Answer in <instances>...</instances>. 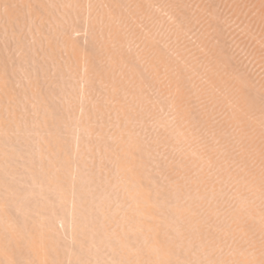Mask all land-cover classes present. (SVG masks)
<instances>
[{
	"label": "bare ground",
	"instance_id": "obj_1",
	"mask_svg": "<svg viewBox=\"0 0 264 264\" xmlns=\"http://www.w3.org/2000/svg\"><path fill=\"white\" fill-rule=\"evenodd\" d=\"M235 1L236 0H0V140L8 136L7 132L9 134L15 129H17L16 131L20 129L25 130V128H23L24 125L22 126L24 122L20 117L27 120H24L25 125L28 121L34 122L32 124L35 125H30L31 128L33 126L35 132L33 138L30 136L31 133L28 134L29 137L32 138H29L31 142L25 141L28 137H25L24 133L23 135L20 133V135L17 132L20 136H17V134L16 137L20 138L22 136L21 139H19L18 145H16L18 138H11V136L14 135H9L10 139L8 138V141L5 139V142H2L5 144L6 141L10 143L9 140H13L11 141V143H13H10L12 146L16 143L13 147L6 149L8 145V147H10V144L7 143L4 150L2 148L3 146L1 147L3 144H0V264H91V262L92 264H94V262L95 264H107L108 262V264H188L189 261H187V259L192 261V258L193 261L198 259L194 262L196 264L204 254L209 256L207 254L208 251L210 252H208L209 254H213L209 257L204 255L202 259L205 262H203V264H211L214 261L215 264H219L220 262L223 264L225 259L228 261L235 248V254L233 253L230 257L231 263L230 261L228 263L264 264V239H255L257 233H264V220L262 219L264 216H262L261 213L263 212L264 214V210H262L264 208V196L260 199L261 193L262 195L264 194V71L262 75H260L261 71L250 69L251 65L253 67V64L249 65V70H252L251 72L244 66L245 61V65H248L249 59L254 56L255 58L253 59L255 60H251V62H258L261 65L259 69H264V32L262 33V30H264V0H252V4L244 0L247 4H255V7L253 6L254 8L251 7L253 10L250 13H248L247 10H251L249 7L251 5H247L242 0L241 2L237 0L239 3ZM245 4L249 9L246 8L247 6ZM250 14L253 17L255 15L252 14H256V18L252 20L249 19ZM261 15L263 16L262 19L260 18ZM30 33H37V35L41 34L38 37L33 34L36 38L31 37L33 38L31 39L27 36H32ZM158 33H167L166 39L169 38V40H166L163 36L160 37V34L158 36ZM184 33H187V35H183ZM193 35L197 36L193 37ZM188 37L192 39L188 41L189 43L196 39V41H194L196 44L194 42V44H187L188 42L185 39ZM197 37H199V40ZM29 39L31 43H29L30 41L28 42ZM181 39H184V41H181ZM171 40L172 43L174 42L173 40H175V44H171ZM236 43H240L242 52L243 49L246 48L245 50L248 51H246L247 55L252 56H249L250 58L248 57L247 59V56H245L246 54H243V57L240 50L241 48H239V44ZM197 44L200 49L199 52H197L198 48H196V51L194 49ZM229 44L232 48H230L231 46ZM233 46H238V52L240 53L231 50L234 48ZM18 50L20 55H17L19 57L15 55V53H18ZM245 50L244 53H246ZM239 54H241V58L246 57V60L241 59ZM236 55L239 56V59ZM240 60H242V62ZM51 65L54 66L56 71L53 72L54 69L52 72L50 71L53 68ZM47 66L48 68H46ZM255 66L256 67L253 69H258L257 65ZM46 69L48 71L47 73L45 72ZM254 71H257V75H255ZM21 72H24L23 75H26V78ZM43 73L44 78H41L40 76H42ZM45 73L48 75L47 81L45 80V78H47ZM49 73L51 75H49ZM53 73H55L56 76L52 77V75H54ZM20 75L22 76L21 79ZM61 76L63 78L59 79ZM27 77L29 79H27ZM55 77L56 79L54 80ZM77 77H81L79 78L81 81L79 80L77 83L72 81L73 83L75 82L74 84L70 82L72 78L76 80ZM23 78L27 81L25 79L26 82L22 81ZM63 83L64 86L61 85ZM66 85L69 87L66 88ZM57 86H62V89L65 87L67 90L64 89V91L66 92L63 93L64 91L60 87L59 88L63 92L59 91L60 89ZM57 91H59L60 94H64L59 100L56 99L59 98L57 97L58 95L60 96ZM155 93L156 96H154ZM77 97H80L81 101H79ZM18 99L19 103L22 102L23 104L21 103L19 105ZM30 102L34 106H30L29 112L28 106L31 105ZM26 103L29 105L26 106ZM22 105L23 108L25 107L23 113L27 116L32 111L34 112L29 115L31 120L29 118L26 119L27 116L23 113V116L21 115V110L19 109L22 108ZM15 108H17L19 112ZM163 108H167L166 110L168 111V115H163L167 119H170L169 117L171 116V120H166L163 115L159 117V114H162L161 111H165ZM26 110L29 113H27ZM146 112L149 116H152V121L156 118V125L159 120L158 125L162 127L161 130L158 125L152 127V125L149 124L151 121H149L150 119L146 120V117H148ZM154 112L157 113L158 117H156ZM149 113H154V116ZM19 115L18 121L17 116ZM217 115L220 118H218ZM97 116L99 119L100 116L104 118H101V122L97 119L99 123L96 122V124L93 125V123H95L93 122L94 118H98ZM143 116H146L145 120L149 121L148 124L151 126L150 130L153 132L159 130V132H155V135L152 132L150 133V126L146 125L147 122L144 120L145 126H143V128L147 127L148 129H145V131L143 129L145 132L143 133L142 128L140 129L142 125L139 124V122L144 119ZM216 117L219 119L217 121L214 120L217 124L213 121ZM103 120L107 123L106 125L104 124V128H102ZM68 121H75L78 125L75 122H73L74 124H69ZM30 122L25 126L26 128L29 126ZM99 124L100 126L102 124V126H98ZM68 125H77L78 129L80 127V131L78 130L75 132L76 135L74 134L77 137L72 135L75 131L74 128L72 130L69 126V129H67ZM95 126L101 129L98 130ZM31 128H29V131L31 130L33 133V129ZM92 128L98 130V138L97 132L92 130ZM103 129L105 130V132L103 131L104 135L102 134ZM68 130L70 134L72 133L71 135L75 138V141L76 138L79 139V133L77 135V132L83 130L85 139L87 140L89 137L87 135L86 138V134H90L92 141L94 139L93 137H95L96 141L94 140V142H96V144H91L89 138L88 140L90 143L88 140L87 142L83 136H81L80 140H77L76 143L74 139L69 138L71 137L69 132L67 133V135L69 134L68 137L65 135V132ZM91 131L93 133L92 135ZM137 131L138 134L136 133ZM13 132L16 134L15 131ZM24 132L27 134V131ZM140 132H142L144 137H142ZM148 133L151 134V137L147 135L149 139L145 136V134ZM201 133L202 136L204 135L203 137L205 140L201 138ZM94 134H96V136H93ZM228 136H236V138H232V141L236 143L237 141L235 140L237 139L240 142L237 143L238 146L236 144L237 147H235L233 143L234 147L237 148L234 152L238 150L240 152L241 149V152H238L237 156L231 154L233 153L230 149L232 141L230 144L229 142L227 143V141L230 140ZM24 137L26 138L25 140L22 139ZM208 137L210 138L207 139ZM199 139L200 144L196 143ZM167 140L172 141H168L169 144L167 143V145L164 143L167 142ZM206 140L210 141L206 142ZM80 142L81 145H78ZM85 142L89 143L88 147L91 145L90 149L93 146L94 148L92 149H96L100 155H97L98 153H96L97 156L95 155V152H97L96 150L93 153V150L89 152V148V151L84 149L86 148L84 145H87ZM73 143H76L79 147H81L83 143L85 144L83 148L81 147V150H78L76 146V150V148H74L75 144L73 145ZM161 143L163 145L165 144L166 147L165 145L163 147ZM225 143L228 144L231 151L226 155L230 156L231 154L232 158L233 156L235 159L237 158V161L240 162L237 163L239 165H237L238 167L234 165L237 162L236 160L233 161L234 158L231 159L227 157L226 159V156H223V159H220V161L223 160L224 164L217 161L219 158L215 159L219 152L221 157L222 154L225 153H222V150L225 151ZM201 144L204 145L202 146ZM157 145L162 146L161 151H163V154L165 148V151L168 150V146H170L169 148H171V150L176 148V151L172 150L171 152L169 149V153L166 151L165 153L167 154L165 155L169 154L167 158H169L170 155L172 158L167 160L164 155L166 159L162 158V161H160V159L156 158H159L161 155L159 154V156L157 154L158 157L154 155V152L157 151L156 149H161V147ZM178 145L180 147L182 146V148L178 147ZM219 146H224V148L221 149ZM239 146L242 148L238 149ZM154 147L157 148L154 149ZM149 148H152L150 151L154 149V151L151 152L152 154L150 153L151 159L148 158ZM180 149L183 150L182 153ZM75 150L81 152L83 150L87 151L85 153L84 151L80 153L83 154L86 159L80 157L81 161H77L76 156L78 157L80 154L78 155V152ZM177 150L178 153L180 151L179 154L183 155L178 156L177 154V156H175L177 160H175L174 155H176ZM158 151L157 153H159ZM88 153L91 154L87 155ZM173 153L175 154L172 155ZM84 154H86L87 157ZM92 155L96 158L94 159L95 161L93 160L97 165L96 168H98L99 165L101 167L99 168L100 173L103 170L102 167L104 168L102 163H106H104L106 166L101 174L98 172V169L97 172L99 175H102V177H98V179H96L97 177L95 176L98 173L95 174L97 169L95 168L96 170H94L95 164L92 161ZM220 155L217 157H220ZM88 156L92 157L89 159L91 161L88 160ZM98 156L102 157V159L99 158V165L97 164ZM152 157H154V159ZM83 159L85 160L83 162L87 160L89 164L90 162L93 164L90 166L86 162L89 169L94 166L90 170L93 169L92 174L95 178L93 176L91 177V173L87 172L88 166L86 164L84 166L82 162ZM225 159L229 163L235 162L231 164L234 165V167H232L236 173H233V170H231L232 167L229 168L230 164ZM148 160L154 163L156 161V163L154 164ZM165 160L168 161V164ZM14 161L17 162L13 163ZM157 161L166 164L162 166L161 164L159 165ZM169 161L172 164H170ZM203 162L204 164L206 163L207 166L211 165L207 167L205 164L208 170L206 167V169L204 168ZM217 162L219 164L221 163L220 165L218 164V166L222 167L223 165V167L216 166ZM256 162H258V164ZM76 163H81L82 167L87 166V168H81V166H78L80 164H78L77 167H79V170L75 167ZM149 163H151V165ZM209 163H215L216 165ZM226 163L228 167L225 165ZM255 163L261 168L256 167L253 169L256 166ZM253 164H255V166ZM195 165L197 166L195 167ZM242 165L244 166L243 169L245 168L246 170L250 169L248 167H254L252 170L246 171L245 169L242 170V167H240ZM147 166L152 169L154 167V171H162V174L159 175L162 178L156 177L160 172L154 174V172H151L152 169L149 170V168L146 170L148 168ZM156 166L158 168H156ZM159 166H167V168H170L166 170L167 168L164 167V169H161L162 167L160 168ZM212 166L217 167V169H223L221 173L224 174L225 178L229 179L228 182L230 181V184L233 183L234 185L232 184L233 186H231L226 181L219 169V171L217 170L219 174L213 173L216 171V168ZM235 167L238 168V171ZM82 169L84 171H81ZM85 169L87 170L85 171ZM106 169L107 172L105 171ZM197 169L201 170L200 173H198L199 171ZM163 170L166 171V173H164L165 177L168 175L167 179L169 180L167 181L164 177ZM188 170L190 172L193 170L191 175L196 174L197 176L200 174V177L203 176V180L199 175L198 177L194 175L192 178ZM147 171L148 173L150 172L149 174L153 173L152 175L155 176H148ZM230 171L231 173H229ZM80 172H87L88 175L86 176L87 173H81L82 175L85 174L82 176ZM224 172L229 176L232 175L231 178L234 177V181L236 179L239 180L240 184H238L239 181L235 184L237 180L231 182L232 180H230L227 175L225 176ZM104 173L105 175L103 176ZM9 174L14 175V177L13 175L10 177H13L15 182V177H18L16 175H19L20 178L18 177V181L21 182L20 180L22 179V182H25L24 184L28 185V187L26 186L27 188L24 189L23 187H25V185L19 187L21 188V192H19L20 189L17 188V186L13 188L15 187L14 181L11 182L12 180H9L10 177L8 178L9 182H7V176H9ZM178 174H183L186 180H190L189 185L187 183L188 181H186L182 175H179L183 181L181 182V179L178 178ZM187 174L191 178H188L189 176ZM169 175L173 177L172 183L175 182L174 185H170L172 184L170 183L172 177H169ZM204 175H207V177L213 175V178H205L206 176L204 177ZM87 177H91L95 181L99 180V182L104 184L101 183L99 186L105 187H102V189H104L103 191L101 186H96L98 181L95 183L96 185L91 184L99 189L95 187L97 189L96 192H94L95 190H90L91 193L87 191L89 195L87 194L86 197L84 196L85 199H82L84 197L80 195H85L87 193H84L85 186L88 185H86V183L92 181ZM153 177H156V180ZM163 177L166 181L164 183L163 180L164 187L162 186ZM219 178L223 181L219 182ZM152 179L153 181H151ZM191 179L197 181V183L195 182L196 186L194 180L191 181ZM204 179L210 182L208 183ZM215 179H218V181ZM154 180L156 182H154ZM159 180L161 183H158ZM10 182L11 184L13 183L12 186ZM19 182H16V185L23 184ZM202 182L205 184L207 182L208 185L213 182V186L209 185L205 187ZM217 182L222 184L225 182L228 183L227 185L231 186L232 192L234 193L231 192L228 186L232 194L229 193L227 196L230 197V195L233 196L234 194L235 196H233V199H235L236 195L240 192L237 191L239 189L241 190V188H235L234 191L233 187L235 185V187L242 185V189L246 192H243L244 196L241 193L235 200L237 202L242 199L246 202L240 200L242 202L240 207V204L237 205L240 202L235 204V201H233L231 197L233 202L231 203L230 198L227 196H225V198L221 195L226 191L223 190L222 185L218 183L215 189L214 183L217 184ZM183 183H186L184 184L186 190L191 189L194 193H190V191L186 194L188 191L181 190L184 188ZM200 183H202L205 189L208 187L207 191L209 190L210 192H208L212 194V196H209V193V195H207V191ZM178 184H182L183 186H181L183 188L178 186ZM175 185L176 187H181L180 190H178V187L176 189ZM186 185H188V187ZM92 186L89 187L93 190ZM158 186L159 188L161 186L166 188L162 189L163 191H159ZM244 186L251 187L252 190L248 187H245V189ZM199 187L202 188L201 191ZM211 187L213 190H216V194L218 195L220 193L219 191L222 189L223 192H221L220 195L222 198H228V203L224 201V198L222 199L221 196L218 195L217 196L220 198L215 196L218 198V200H215L216 198L213 195L216 194H213L215 192L212 191ZM218 187L220 190L217 189ZM88 188H86V190ZM196 188H198L197 191ZM12 189H14V192ZM22 189H29V193L26 191L23 192ZM247 189L249 190V194L247 193ZM98 190H102L103 192L101 191L100 193ZM30 191L34 193L32 196L33 200L35 196L38 195L34 201L30 199L32 195V193L29 195ZM97 191L100 195L102 194L100 199L105 196L102 200L103 202L101 201L102 203L100 199L96 201L92 196L95 195ZM177 191L181 193H183V191L186 192L183 194L179 192V194ZM202 191L205 192L203 193ZM252 191L255 192V194ZM159 192H163L164 196L163 193L160 195ZM226 192L224 194H226ZM250 192H252V195ZM17 193H19L20 196L25 194L22 198L29 195L30 198H28L32 201H28V198L25 197L27 200L24 198V202ZM205 193L206 196L204 195ZM13 194L15 196L17 194L18 196L16 197L20 198L17 199V203L15 202L17 200H13L16 199L12 196ZM99 194L96 195L100 196ZM247 194L249 196H247ZM253 194L256 197L258 195L259 197L257 198L260 199L259 201L263 202L258 203V199H256ZM96 195L94 197H97ZM181 195L188 196L182 197ZM200 195L206 198L208 204L206 201L202 200L203 198H201V200L204 204H201ZM245 195L248 197L247 199L251 197V199H253L252 202H250V199L249 203L247 199H245ZM192 196L194 198H192ZM195 196L199 198H196L198 201L197 204H195L196 202L193 204ZM207 196L211 197L210 200ZM252 196L254 197L252 198ZM213 197L215 199H213ZM89 198L95 200H89ZM189 198L193 201L192 203H190L191 201H189ZM185 199L186 201H184ZM19 200L22 201L21 203H26V201H28V204L30 202L28 205L31 207L33 206V208L27 207L26 204L22 205ZM88 200L93 201L94 205L98 201L100 203L98 202L99 204H96L97 206H93V204L91 206V202L89 205ZM208 200L211 202L209 203ZM212 200L214 203H212ZM222 200L226 204H223L224 202ZM83 201H86V203ZM216 201H218V203ZM185 202H187L188 205ZM215 202L217 205L220 203L218 206L222 204V207L218 208L213 206L216 204ZM18 203H20L19 206L16 205ZM189 203L192 205H189ZM252 203H254V207L255 205L257 206V203L260 206L261 204L263 205L261 207H259V205L257 206L260 209L255 207V209H257L255 212ZM234 204L236 209L232 207ZM225 205H229V207H225ZM20 206H24L25 212H27L25 213L24 208H20ZM223 206L227 208V211L229 208H233V211L232 209L228 211V213H231V218L227 217L229 216L228 213L226 215L222 214L223 211L224 213L226 212ZM237 206L239 207L237 208ZM193 207L196 209L199 208L200 210L198 209L197 211ZM206 207H208L209 210ZM11 208L20 209V212L18 211L19 214L18 212H13L15 210L12 211ZM28 208L30 212L26 210ZM204 208L208 211H204ZM212 208L214 209L213 211L221 210L211 213L213 212ZM21 209H23V211ZM193 209L196 211L193 212ZM91 210H94V213ZM201 210H203L204 213L201 212ZM22 212H24L25 215L22 214ZM197 212L202 213V215L199 213L200 217L204 215L203 218H205V220L199 218V216L198 218L205 227H208L207 229H204L203 225L199 226L201 223L198 222L199 219L197 220ZM211 214L216 216V218L214 216L211 218ZM193 216H196L195 220ZM223 216H226L230 221H227L225 218L223 219ZM217 217L219 219H217ZM220 217L223 221H221ZM210 218L212 220L211 222ZM117 219L118 221H116ZM213 219H216V221ZM204 221H206V224ZM217 221H220L221 224ZM225 221L227 222L225 223ZM195 222L198 225L197 227ZM210 223H215V225ZM216 224L220 227V229L216 227L217 230L219 229V232L214 228ZM223 224L229 227L226 228ZM256 224H258V227ZM260 224L261 227H263L262 229ZM220 225L224 227L225 231H223ZM194 227L196 228L193 230ZM200 227L203 228V231ZM209 227H213L212 230H214V232L211 231ZM208 229L211 233H209ZM215 230L218 232L217 235L221 234L223 237L225 236V238L219 235L215 236ZM212 232L214 233L213 236ZM222 232H225V235H223ZM239 233L240 236L243 237V240L247 241L251 240L250 238L253 233L254 238L252 239H255V241L251 240V242H255L256 244L254 243L253 245L251 242L250 244L247 241L246 243L240 239V236H237ZM176 234H178L179 237H177ZM226 234L229 236L231 235L232 238L236 240H232L230 236L229 243L232 240L235 244L233 242V245H228V243L226 244V242H224L229 239L226 237ZM235 236L237 237L235 238ZM259 236L257 235L258 238ZM263 236L264 235H261L260 238ZM173 237H177V240L175 238L176 241H174ZM178 238L181 245L184 243L186 244V246L185 244L181 246V251L186 247L185 250L188 253V255H185L186 251H183L184 254H182L183 256L185 255L184 258H182V254L179 252L180 248L177 247V244L180 246ZM218 238L220 240H217ZM190 239L194 241L191 243ZM195 239L197 241H195ZM210 239H212L211 242L209 241ZM213 240H216L214 241V243H216L214 246ZM207 241L213 244L210 245ZM237 241L238 243L240 241V245ZM242 242L247 245L244 247V245L241 244ZM195 243L199 245L200 249H196L198 247L192 248L196 246ZM204 243L206 245H204ZM224 243L227 246H224ZM219 244L222 247L224 246V251H227L226 249L229 248L228 246L231 248L234 247L232 251L231 248L230 251H227L230 256H228L226 252L225 254L221 252L222 247L217 246ZM189 245L193 253L189 250L190 248L187 250ZM235 245L237 247H235ZM250 245L252 247L256 246L254 248L257 250H254ZM207 246H213L211 247L212 251H210V248L208 249ZM217 247L220 248L217 249ZM249 247L252 248V251L248 249ZM202 248L205 250H201ZM213 248H215V250ZM103 249L106 250L108 254H105ZM206 249H208V251ZM216 249H221L219 251V253H221L220 255H218V252L216 253L218 256L223 258V255L226 256L227 254L228 258L226 256L222 261V258L214 254L217 251ZM99 250L101 253H104V255L100 254ZM194 250H201L203 253L199 252L200 255L202 254L201 256L197 255L199 253H195V257L198 256L195 259L193 255L196 251ZM204 251L207 252L205 253ZM178 252L181 254H179L180 256ZM96 255L97 257L100 255V261L99 258L97 259ZM107 255L110 257V261H108L109 258H107ZM190 255H192V258ZM103 256L104 259H107L104 260ZM176 256L179 258L177 257V259ZM187 256L190 257L186 258ZM212 256H217L218 258ZM210 257H212L214 261ZM181 258L183 262L180 261ZM96 259L98 261H96ZM207 260L210 262L207 263ZM102 261L105 263H102ZM194 263L191 262V264ZM201 263L200 261V263L197 264Z\"/></svg>",
	"mask_w": 264,
	"mask_h": 264
},
{
	"label": "rangeland",
	"instance_id": "obj_2",
	"mask_svg": "<svg viewBox=\"0 0 264 264\" xmlns=\"http://www.w3.org/2000/svg\"><path fill=\"white\" fill-rule=\"evenodd\" d=\"M238 1L241 2V0H238ZM238 1L236 0L235 2H238ZM242 1H244V0H242ZM247 1L251 2L252 0H247ZM235 2H234V3H235ZM244 2L246 3V1H244ZM238 3H239V2H238ZM236 4H237V3H236ZM236 4H235V5H236ZM246 4H247V3H246ZM246 4H245V5H246ZM251 4H252V2H251ZM251 4L248 3L247 5H251ZM253 4H254V3H253ZM247 5H246V6H247ZM254 5H255V4H254ZM254 5H251V6H249V7L251 8V7H253ZM220 7L222 8L221 5H220ZM254 7H255V6H254ZM254 7H253V8H254ZM246 8L249 9L248 6H247ZM219 9H220V8H219ZM223 9H224V8H223ZM249 10H250V9H249ZM249 10H247L248 13H250L253 9L251 8V10H250V11H249ZM232 13H233V12H232ZM246 13H247V12H246ZM233 14H234V13H233ZM256 14H257V13H256ZM256 14H252V15H255L254 17L251 16V14H250V18H249V19L252 20V19L256 18ZM259 14H261V13H259ZM246 15H247V14H246ZM263 16H264V13H263ZM263 16L261 15L260 18L262 19ZM247 17H249V16H247ZM257 17H258V14H257ZM258 18H259V17H258ZM261 19H260V20H261ZM263 22H264V21H263ZM263 25H264V23H263ZM263 29H264V28H263ZM259 32H261V31H259ZM263 32H264V30H262V33H263ZM193 33H194V32H193ZM193 33H191V34H193ZM28 34H29V33H28ZM31 34H32V36H29V35H27V36L31 38V37H34L33 34H35V36L38 37V36H40L41 33H40L39 35H37V33H30V35H31ZM44 34H45V33H44ZM155 34H156V33H155ZM159 34H160V37L163 36V38H165V39L167 38V37H166L167 33H165V34H164V33H158V36H159ZM191 34H190V36H191ZM195 34H196V33H195ZM198 34H199V33H198ZM240 34H241V33H240ZM242 34H243V33H242ZM164 35H165V36H164ZM183 35H187V33H186V34L184 33ZM188 35H189V33H188ZM200 35H201V34H200ZM42 36H43V34H42ZM136 36H137V35H136ZM196 36H197V35H196ZM196 36L193 35V37H196ZM240 36H241V35H240ZM28 37H27V38H28ZM36 37H34V38H36ZM186 37H187V36H186ZM186 37H184V38H186ZM199 37H200V36H199ZM199 37H197L198 40H199ZM181 38H182V36H181ZM31 39H33V38H31ZM136 39H137V38H136ZM194 39H195V38H194ZM166 40H169V38L166 39ZM182 40L184 41V39H181V41H182ZM185 40H187V42H188V41H190V40H192V39H190V37H188V38L185 39ZM29 41H30V39L28 40V42H29ZM32 41H33V40H32ZM173 41L175 42V40H173ZM194 41H196V39H195ZM194 41H193V42H194ZM174 42H173V43H174ZM185 42H186V41H185ZM187 42H186V43H187ZM193 42H191V43L188 42L187 44H192ZM29 43H31V41H30ZM173 43H172V40H171V44H173ZM194 43H195V42H194ZM194 43H193V44H194ZM174 44H175V43H174ZM195 44H196V43H195ZM230 44H231V43H230ZM230 44H229V45H230ZM233 44H235V43H233ZM233 44H232V45H233ZM236 44H239V46H240V43H236ZM176 45H177V44H176ZM241 45H242V44H241ZM193 46H194V45H193ZM230 46H231V45H230ZM234 46H235V45H234ZM234 46H233V47H234ZM237 47H238V46L234 47V48L231 49V50H233V51H237V52H238V48H237ZM243 47H244V46H243ZM192 48H193V47H192ZM196 48H198V44L195 45V47H194L195 51H196ZM230 48H232V46H231ZM235 48H237V49L234 50ZM239 48H241L240 50H241V54H242L243 57H244L245 54H246L245 56H247V59H248L249 56H252V55H247V52H248V51L245 50L246 48L243 49V52H242V47L240 46ZM244 50H245V52H246V51H247V52L244 53ZM195 51H194V52H195ZM199 51H200V49L198 48V51H197V52H199ZM237 52H235V53H237ZM238 53H240V52H238ZM249 53H250V52H249ZM17 54H19V50H18V53H15V55H17ZM241 54H239L240 58H241ZM243 54H244V55H243ZM250 54H251V53H250ZM19 55H20V54H19ZM17 56H18V55H17ZM17 56H16V57H17ZM236 56H237V55H236ZM239 56H237L238 59H239ZM18 57H19V56H18ZM243 57H242L241 59H245V58H246V57H245V58H243ZM249 58H250V57H249ZM253 58H255V57L253 56V57H251V58L249 59L250 61L247 63L248 65H245V64H246V61H245L246 59L243 60V61H245V64H244V62H243L244 66L249 70V67H250L249 65H250V64H253V67H252V65H251V68H250V69H252V70H258L259 72L261 71V72H260V75H262L264 69H263V70H261L262 68L259 69V66H261V65H260L258 62L255 61V62H256V63H255V62L253 61L254 63H252L251 60H255V59H253ZM240 61L242 62V60H240ZM257 61H258V59H257ZM250 62H251V63H250ZM263 63H264V62H263ZM254 64L257 65L258 69H253V68L256 67ZM51 66H53V65H51ZM247 66H248V67H247ZM46 68H48V66H47ZM51 68H52V67H51ZM51 68H50V69H51ZM53 69H54V66H53V68H52L50 71L52 72ZM48 70H49V69H48ZM252 70H251V71H252ZM50 71H49V72H50ZM54 71H56V70L54 69L53 72H54ZM249 71H250V70H249ZM251 71H250V72H251ZM18 72H20V71H18ZM45 72H46V73L48 72L47 69L45 70ZM51 72H50V73H51ZM254 72H255V75H257V74H256L257 71H254ZM254 72H253V73H254ZM259 72H258V75H259ZM21 73H22V72H21ZM21 73H20V74H21ZM23 73H24V72H23ZM23 73H22V75H23ZM46 73H45V75H46ZM50 73H49V75L52 74V73H51V74H50ZM55 73H56V72H55ZM55 73H53L54 75H52V77L56 76ZM17 74H18V73H17ZM26 74H27V73H26ZM263 74H264V73H263ZM27 75H28V74H27ZM43 75H44V73H43L42 76H40V77H41V78H44ZM260 75H259V76H260ZM23 76L26 78V75H23ZM47 76H48V75H46V77H47ZM18 77H19V76H18ZM21 77H22V76L20 75V79H21ZM28 77H29V75H28ZM28 77H27V79L30 78V77H29V78H28ZM52 77H51V78H52ZM25 78H23L22 81H25V80H26ZM62 78H63V77L61 76V78H59V79H62ZM79 78H81V77H79ZM79 78L77 77V79H76L77 81H76V80H73V78H72V80L70 79L71 81H70V80H69V81H70L71 83H73L72 81H75V82L77 83V82L80 80ZM24 79H25V80H24ZM49 79H50V77H49ZM55 79H56V77L54 78V80H55ZM38 80H41V79H38ZM42 80H43V79H42ZM45 80L47 81V80H48V77L45 78ZM26 81H27V80H26ZM26 81H25V82H26ZM28 81H29V80H28ZM57 81H58V80H57ZM66 81H67V80H66ZM80 81H81V80H80ZM43 82H44V81H43ZM75 82H74V83H75ZM61 83H62V82H61ZM64 83H65V81H64ZM64 83L61 84V85L64 86ZM66 83H67V82H66ZM71 83H70V84H71ZM74 83H73V84H74ZM55 84H56V83H55ZM67 84H68V83H67ZM57 87H58V86H57ZM59 87L61 88L62 86H59ZM59 87H58V88H59ZM65 87L67 88V87H69V86L66 85ZM65 87H64V89L67 90ZM58 88H57V89H58ZM60 88H59V89H60ZM62 88H63V87H62ZM62 88H61V89H62ZM55 89H56V88H55ZM61 89H60L59 91H61ZM64 89H62V90L64 91ZM55 91H56V90H55ZM59 91H57V92H59ZM63 91H61V92H63ZM65 92H66V91H64L63 93H65ZM57 94H58V93H57ZM59 94H60V92H59ZM62 95H64V94L61 93L60 96H59V95L57 96V97H59V98H56V99L59 100L60 97H63ZM152 96H153V95H152ZM154 96H156V93H155ZM21 98H22V97H21ZM77 98H79V101H81L80 97H77ZM23 100H25V99H23ZM23 100H22V101H23ZM31 100H32V99H31ZM31 100H30V101H31ZM58 100H55V101L59 102ZM77 100H78V99H77ZM17 101H18V103H19V99H18ZM17 101H16V102H17ZM32 101H33V100H32ZM32 101H31V102H32ZM60 101H62V100H60ZM20 102H21V101H20ZM23 102H24V101H23ZM31 102H30V104H31ZM33 102H35V101H33ZM155 102H157V101H155ZM21 103H22V102H21ZM21 103H19V105H20ZM24 103H25V102H24ZM28 103H29V102H28ZM28 103H26V106L29 105ZM15 104H17V103H15ZM15 104H14V105H15ZM22 104H23V103H22ZM17 106H18V105H17ZM30 106H34V105L31 104V105L28 106V108H29L28 111H29V112H30ZM21 107L23 108V105H22ZM21 107H20V108H21ZM18 108H19V107H18ZM22 108L19 109V110H21V115L23 116V114H25V113H23L25 107H24L23 109H22ZM28 108H26V109H28ZM15 109L17 110V108H15ZM157 109H159V108H157ZM160 109H161V108H160ZM163 109H165L166 112H165V111H161L162 114H161V115L159 114V117L162 116L163 114H164V115H168V111L166 110L167 108H163ZM19 110H17V111L19 112ZM32 110H33V107H32ZM32 110H31V111H32ZM28 111L26 110L27 113H29ZM32 112H33V111H32ZM32 112H31V113H32ZM148 112H149V111H148ZM156 112L158 113L157 110H156ZM156 112H154V113L156 114V117H158ZM159 112H160V111H159ZM22 113H23V114H22ZM31 113H29V115H31ZM33 113H34V112H33ZM154 113H152V114L149 113V114L154 116ZM165 113H166V114H165ZM19 114H20V113H19ZM146 114H147V112H146ZM17 115H18V114H17ZM25 115H26V114H25ZM29 115H28V116L26 115L27 117L25 116L26 119L29 118ZM32 115H33V114H32ZM164 115H163V116H164ZM169 115H170V114H169ZM98 116H99V115H98ZM98 116H97V117H98ZM147 116H148V117L145 116V117H146V120H147V119H150L149 121H151V123H150L149 121H146V120H145V117L143 116L144 119L141 118L143 121L141 120V122H139V124L142 125V127L140 126V129L142 128V131H143V129H144V131H145V129H148L147 127H144V128H143V126H145V124H144V120L147 122L146 125H149V124H150V125H152V127H154V126L156 125V124H155V123H156V118L154 117L155 120H154V118H153V120L155 121V122H154V121L151 120V119H152V116H149L148 114H147ZM214 116H216V115H214ZM217 116H218V115H217ZM17 117H18L17 119H18V121H19V117H20V115L17 116ZM149 117H151V118H149ZM164 117H165V116H164ZM167 117H169V116H167ZM20 118H21V119L23 120V122H24V124H22V126L24 125L23 128H25V130H24V129H22V130L20 129V130H19L20 132H19V131H16L17 129L13 130V131L16 132V134H15L13 131L10 132V133H12V134H10V133L8 134V132H7V135H8V136H9V135H10V136H11V135H14V136H11V138H12V137L18 138L17 144L14 143V144H16V145H18L19 139H21V137H22V136H21L20 138H19V137H16V135H17L18 133H19V134L22 133V135H23V133H24V136H25V137H28L27 139L31 138V137H29L28 134L31 133L32 135L30 134V136H32V138H33V135L35 134L34 129H33V126H35V125L32 124V123H34V122H32V121H31V122H30V121L27 122V124L30 122V124H29V126H27V128H28V127L31 128L30 125H33L32 128H31V129H33V133H32L31 130L29 131V128L27 129V128L25 127V126L27 125V124L25 125V121H27V120L23 119V117H20ZM30 118H31V117H30ZM30 118H29V119H30ZM101 118L103 119L104 117H101V116H100V119H99V117H98V118L95 117V118H94V121H93V122H95V123H93V125L96 124L97 119L100 120L99 122H101V121H102ZM165 118H166V117H165ZM165 118H164V119H165ZM169 118H170V119H167V118H166V120H171V116H170ZM218 118H220V117L218 116ZM218 118H217V117H216V119L214 118L213 121H214V120H215V121L219 120ZM24 120H25V121H24ZM30 120H31V119H30ZM157 120H158V119H157ZM104 121H105V120H103V122H102V124H103V127H102V128L105 127L104 124H105V125L107 124V123H105ZM215 121H214V122H215ZM73 122H75V121H73ZM73 122H72V121H70V122L68 121L69 124H71V123H73ZM99 122H97V123H99ZM142 122H143V123H142ZM148 122H149V124H148ZM157 122H158V124H159V120H158ZM20 123H21V121H20ZM75 123H76V122H75ZM141 123H142V124H141ZM215 123L217 124V122H215ZM73 124H74V123H73ZM76 124H77V123H76ZM102 124H101V126H102ZM139 124H137V125H139ZM153 124H154V125H153ZM158 124H157V125H158ZM77 125H78V124H77ZM77 125H75L76 127H75L74 125H71V126L68 125V126H67V129H69V128H68L69 126L72 128V130H73V128H74L75 131H74L73 134L71 133L72 135H74L76 131H78V130L80 131V127H79V129H78V128H77V127H78ZM137 125H136V126H137ZM150 125H149V126H150ZM157 125H156V126H157ZM73 126H74V127H73ZM96 126H97V125H96ZM96 126H95V127H96ZM98 126H100V124H99ZM98 126H97V127H98ZM101 126H100V127H101ZM149 126H148V127H149ZM156 126H155V127H156ZM95 127H94V128H95ZM97 127H96V128H97ZM158 127H159L160 130H161L162 127H161L160 125H158ZM75 128H76L77 130H76ZM94 128H92V130H94V131H96V132H97L98 130L101 129V128H100V129L97 128L98 130H95ZM138 128H139V126H138ZM138 128H137V129H138ZM159 128H155V129H159ZM150 129H151V126H150L149 130H150ZM152 129H153V128H152ZM70 130H71V129H70ZM72 130H71V132H72ZM21 131H23V132H21ZM24 131H27V134H25ZM94 131H93V132H94ZM103 131L105 132V130H104V129L102 130V134L104 135ZM139 131H140V130H139ZM144 131H143V133H145ZM157 131L159 132V130H157ZM157 131H155V132L157 133ZM17 132H18V133H17ZM68 132H69V130L65 132V135H66L67 137H68V135L70 134V132H69V134L67 135ZM100 132H101V131H100ZM146 132H147V130H146ZM148 132H149V131H148ZM151 132H152L153 134L155 133V132H153V131L150 130V133H151ZM78 133H79L80 136L78 135ZM80 133H81V134H80ZM85 133H86V132H85ZM94 133H95V132H94ZM136 133L138 134V131H137ZM140 133H141L142 137H144V135L142 134V132H140ZM140 133H139V136H140ZM156 133H155V134H156ZM19 134H18L17 136H20V135H21V134H20V135H19ZM71 134H70V136L73 137ZM92 134H93V133H92V131H91V135H92ZM96 134H97V138H98V137H99V133L97 132ZM96 134H94L93 136H96ZM155 134H154V135H155ZM203 134H204V133H203ZM205 134L207 135L206 132H205ZM27 135H28V136H27ZM75 135H76V134H75ZM75 135H74V137H77V136H75ZM77 135H78L79 139L76 138V141H77V140L79 141L81 136L84 137V132H83V130H82L81 132H77ZM87 135L89 136L88 138H89V140L91 141V144H93V143L96 144V142H94V140L96 141L95 137H93L94 139H93V141H92L91 138H90V137H91L90 134H86V138H87ZM147 135H150L149 137H151V134H149V133H148V134H145V136H147ZM8 136L5 137L3 140H0V141H1L0 144H1L2 142H5V139H7V141H8V138L10 139V136H9V137H8ZM201 136H202V133H201ZM203 136H204V135H203ZM203 136H202L201 138L204 139ZM207 136H208V135H207ZM25 137L22 138V139L25 140V139H26ZM34 137H36V136H34ZM71 137H69V138H70V139H74V141H75V138H74V137L71 138ZM83 137H82V138H83ZM149 137L147 136L146 138L149 139ZM228 137H230V136H228ZM32 138H31V139H32ZM88 138H87V140H88ZM201 138H200V139H201ZM209 138H210V137H208L207 139H209ZM232 138H236V136H233V137L231 136V137H230V140L227 141V143L229 142V144H230L231 141H232ZM27 139H26L25 141H29V142H31V139H29V140H27ZM84 139H85V137H84ZM84 139H83V140L81 139V140H82V141H85L86 139H85V140H84ZM148 139H147V140H148ZM200 139H199V141H197L196 143H199V142H200ZM228 139H229V138H228ZM87 140H86V141H87ZM89 140H88V141H89ZM201 140H202V139H201ZM204 140H205V139H204ZM7 141H6L5 144L2 143L3 145H1V147L3 146L2 148H3L4 150H5L4 147H6L5 145H7V143L10 144L11 141H13V140H9L10 143L7 142ZM14 141H15V140H14ZM21 141H22V142H25V141H23V140H21ZM21 141H20V143H21ZM70 141H71V140H70ZM74 141H73V142H74ZM76 141H75V142H76ZM88 141H87V142H88ZM90 141H89V143H90ZM168 141H170V140H167V142H164V143H165V144H167V143L169 144ZM171 141H172V140H171ZM171 141H170V142H171ZM207 141H210V140H206V142H207ZM235 141H237V142L235 143V142L232 141V143H231V145H230L231 148L228 146V144L225 143V144H226V145L224 144V145H225V149H224L225 151L222 150V153H223V152H225V153L222 154V157H221L220 152H219V154L216 155V158H215V159L219 158V160L217 159V161H220V159H223V156H224V157L226 156V159H227V157H229V158H231V159L234 158L233 161H235V160L237 161V158L235 159L234 156H237V155H238L239 150H238L237 152H236V151L234 152V150H235V149L237 150V148H235V147H237V146H238L237 143H240V142H239L237 139H236ZM87 142H85L87 145H84L85 143H83L81 147L83 148V145H84V147H86V148H84V149H87V151L90 150L89 152H92V150H93V153H94V151H95L96 149H92V148H94L93 146H92L91 149H90V146H91V145H89V147H88V144H89V143H87ZM201 142H202V141H201ZM204 142H205V141H204ZM12 143H13V142H12ZM12 143H11V144H12ZM76 143H77V142H76ZM76 143H73V145L75 144V147H74V148H76V150H77V147H78V150H79V149L81 150V147L77 146ZM173 143H175V142H173ZM202 143H203V142H202ZM233 143L235 144V147H234V144H233ZM11 144H10V147H8V146H9V145H8V146L6 147V149H7V148H11V147L14 146V144H13V146H12ZM94 144H93V145H94ZM161 144H162V143H161ZM165 144H164V145H165ZM168 144H167V145H168ZM170 144H171V143H170ZM199 144H200V143H199ZM232 144H233V146H232ZM236 144H237V146H236ZM20 145H21V144H20ZM78 145H81V142H80ZM162 145H163V144H162ZM164 145H163V147H164ZM173 145L176 146L175 144H173ZM173 145H172V146H173ZM201 145L203 146L204 144H201ZM239 145H240V144H239ZM76 146H77V147H76ZM157 146H158V147L160 146L161 149L158 148V149H159V151H158V149H156L157 147H156V148L154 147V149H156L159 153H157V151H156V152H154L155 154H154V153H153V154H154L155 156H157V157H158V155L160 154L161 156L159 155V156H160L159 158H156V157L154 156L156 159H160V161H162V160H161L162 158H164V159L167 158V156H168L169 154H168V155H165V154L169 153V152H168L169 149H170L169 151H171V152H172V150H175V149H176V148L172 147V148H174V149L171 150V148H169L170 146H168V148H167L168 150H166L167 153H165V152H166V151H165L166 148H165V149L163 148V149H164V154H163V151H161V150H162V146H161V145H157ZM226 146H227L228 148H227ZM165 147H166V145H165ZM176 147H177V146H176ZM178 147H180V146L178 145ZM196 147H197V146H196ZM219 147H221V146H219ZM88 148H89V150H88ZM180 148H182V146H181ZM223 148H224V146L221 147V149H223ZM226 148H227V150H226ZM229 148H230L231 151L233 152V153H231V154H233V155L235 154V155L233 156V158H232V155H231V154H230L231 157L228 156V155H226V154H228V152H229V153L231 152ZM233 148H234V149H233ZM240 148H242V147L239 146L238 149H240ZM150 149H152V148H149V151H148V152H149V157H148L149 159H151V158H150V157H151L150 153H151L152 151H154V149H153L152 151H150ZM177 149H178V148H177ZM76 150H75V151H76ZM180 150H181V149H180ZM83 151H84V150H83ZM83 151H82V152H83ZM87 151H84V153L87 152ZM96 151H97V150H96ZM175 151H176V150H175ZM175 151H173V152H175ZM182 151H183V150H181V153H182ZM76 152H78V153H77L78 155H79L80 153H82L81 151H76ZM148 152H147V153H148ZM160 152H161V153H160ZM171 152H170V153H171ZM240 152H241V149H240ZM240 152H239V153H240ZM93 153H92V154H93ZM96 153H98V151L95 152V155H96ZM179 153H180V151H179ZM179 153H178V150H177L176 155H174L175 153H173L172 155H174V157L177 156V154H178V156H179V155H183V154H179ZM90 154H91V153H88L87 155H90ZM151 154H152V153H151ZM157 154H158V155H157ZM84 155L87 157L86 154H84ZM97 155H100V153H98ZM97 155H96V156H97ZM147 155H148V154H147ZM162 155H163V157H162ZM164 155L166 156V158L164 157ZM219 155H220L221 158H220V157H217V156H219ZM92 156H93V155H92ZM80 157L83 158V157H84L83 154H80L78 157L76 156L77 161L81 159ZM154 157H152V158L154 159ZM174 157H173V158H174ZM78 158H79V159H78ZM91 158H92V157L88 156V160L91 159ZM99 158L102 159V157H101V156H98V159H97V161H98L97 164H98V165L100 164V163H99ZM170 158H172L171 155H170L169 158H167V160L170 159ZM179 158H180V157H179ZM84 159H86V158L84 157ZM84 159L82 160V162L85 161ZM94 159H96V158H94V156H93L92 161H93ZM156 159H155V160H156ZM226 159H225V160H226ZM17 160H19V159H17ZM173 160H174V159H173ZM175 160H177V157H175ZM175 160H174V161H175ZM213 160H214V159H213ZM228 160H230V159H228ZM77 161H76V162H77ZM80 161H81V160H80ZM89 161H91V160H89ZM94 161H95V160H94ZM94 161H93V162H94ZM97 161H96V162H97ZM101 161H102V160H101ZM101 161H100V162H101ZM148 161H149V160H148ZM165 161H166V160H165ZM170 161H171V160H170ZM170 161H169V163H170ZM215 161H216V160H215ZM226 161H227V160H226ZM226 161H225V162H226ZM231 161H232V160H231ZM16 162H17V161H16ZM16 162L14 161L13 163H16ZM86 162H87V160H86ZM86 162H83V163H84V166H85ZM149 162H152V161H149ZM157 162H158V161H157ZM163 162H164V161H163ZM166 162H167V164H168V161H166ZM220 162L223 163V160L220 161ZM227 162H228V161H227ZM254 162H255V161H254ZM254 162H252V163H254ZM258 162H259V161H258ZM258 162H256V163L258 164ZM87 163H88V162H87ZM104 163H105V162H104ZM104 163H102V165H103L104 168H105L106 165H104ZM152 163H154V162H152ZM155 163H156V161H155ZM155 163H154V164H155ZM158 163H159V162H158ZM198 163H199V162H198ZM198 163H196V164H198ZM221 163H220V164H221ZM228 163H229V162H228ZM231 163H233V162H231ZM231 163H229V164H230L229 168H231L232 166L234 167V165L237 166V165H238L237 163H240V162L237 161L236 164H234V163H235V162H234V163H233L234 165H232ZM256 163H255V164H256ZM78 164H80V165H78ZM78 164L76 163V166H75V167H77V165H78L79 167L81 166V168H87V166H88V165L86 164V165H87L86 167H84V166L82 167V164H81V163H78ZM88 164H89V163H88ZM94 164H95V167L93 166V167H94V170L97 169L96 172H95V174L98 173V172L100 173V169H99V168H101L100 165L98 166V168H96L97 165H96L95 162H94ZM105 164H106V163H105ZM149 164L151 165V163H149ZM160 164L163 166V165L166 164V163L162 164V162H161V163H159V165H160ZM170 164H172V163H170ZM200 164H201V163H200ZM202 164H204V162H203ZM202 164H201V165H202ZM205 164H206V163H205ZM205 164H204V168L207 166V164H206V166H205ZM209 164H214V165H216L215 163H209ZM209 164H208V165H209ZM218 164H219V163L217 162V165H216V166H218ZM220 164H219V165H220ZM223 164H224V163H223ZM250 164H251V163H250ZM255 164H253V165L255 166ZM257 164H256L255 167L251 165L252 167H248V168H250V169L252 170L253 167H254L253 169H255L256 167H260V166H257ZM89 165L91 166V165H93V164H91V162H90ZM102 165H101V166H102ZM150 165H149V166H150ZM174 165H175V163H174ZM174 165H171V166H174ZM225 165H227V163H226ZM225 165H224V166H225ZM157 166H158V165H157ZM157 166H156V168H158ZM162 166H159V167L161 168ZM167 166H169V165H167ZM167 166H166V167L164 166V167L167 168ZM193 166H194V165H193ZM196 166H197V165H195V167H196ZM210 166H211V165H210ZM210 166H207V167H210ZM238 166H239V165H238ZM238 166H237V167H238ZM247 166H249V165H247ZM79 167H77V168L79 169ZM93 167H91V168H93ZM147 167H148V166H147ZM151 167H153V166H151ZM164 167H162L161 169H164ZM191 167H192V166H191ZM191 167H190V168H191ZM195 167H193V168H195ZM198 167H199V166H198ZM207 167H206V168H207ZM212 167H215V166H212ZM212 167H211V168H212ZM218 167H221V166H218ZM222 167H223V165H222ZM222 167H221V168H222ZM225 167H226V166H225ZM225 167H224V169H225ZM227 167H228V165H227ZM227 167H226V168H227ZM233 167L231 168V170L234 169ZM237 167H235V168H237ZM240 167H242V170L245 169V168L243 169V167H244L243 165L240 166ZM240 167H239V168H240ZM91 168H90V169H91ZM95 168H96V169H95ZM104 168L102 167V169H103L102 171H104ZM149 168H150V167H148L146 170H148ZM169 168H170V167H169ZM169 168H167L166 170H168ZM190 168H189V169H190ZM193 168H192V169H193ZM202 168H203V167H202ZM206 168H205V169H206ZM215 168H216V171H215V170H214L215 172L212 171L213 173H215V174H216V173L219 174V173H218L219 170H220V173L223 172V169L221 170V168H218V169H219V170H218L217 167H215ZM215 168H212V169H215ZM229 168H228V169H229ZM260 168H261V167H260ZM90 169H89V166H88V170L85 169V171L87 170L88 173H91L90 175H91V177H92V176H93V174H92V170H93V169H92V170H90ZM98 169H99V171H98ZM151 169H152V168H150L149 170H151ZM200 169H201V168H200ZM200 169H197V170L199 171L198 173H200V171H201ZM205 169H203V170H205ZM212 169H211V170H212ZM250 169H248V170L245 169V170H246V171H249ZM76 170H77V169H76ZM79 170H80V169H79ZM89 170H90L91 172H90ZM154 170H155V168L153 167V169H152L151 172H154V174H155L157 171H154ZM207 170H208V168H207ZM217 170H218V171H217ZM240 170H241V169H240ZM77 171H78V170H77ZM81 171H84V170L82 169ZM97 171H98V172H97ZM102 171H101V173H102ZM105 171L107 172V169H106ZM163 171H164L163 174L166 173L165 170H163ZM188 171H189V170H188ZM192 171H193V170H191V172L189 171V175L193 178L194 175L196 176V174L191 175ZM205 171H206V170H205ZM205 171H202V172H205ZM209 171H210V168H209ZM224 171H225V170H224ZM227 171H228V170H227ZM227 171H226V173H227ZM237 171H238V168H237ZM78 172H79V171H78ZM87 172H80V174H81V173H87ZM158 172H160V173L158 174ZM158 172L156 173V174H158V176H156V177H159V178H160L161 176H159V175L162 174V173H161L162 171H158ZM167 172H168V171H167ZM196 172H197V171H196ZM196 172H194V173H196ZM239 172H240V171H239ZM88 173L86 174V176L88 175ZM93 173H94V172H93ZM99 173L96 174V175L94 174V175L97 177L96 179H98V177H102V175H99ZM101 173H100V174H101ZM149 173H150V172H149ZM149 173H148V171H147L148 176H149V175H150L151 177H152V176H155V175H152L153 173H152V174H149ZM187 173H188V172H187ZM213 173H212V174H213ZM224 173H225V172H224ZM226 173H225V176L227 175ZM229 173H231V171H230ZM233 173H236V172H234V170H233ZM233 173H232V174H233ZM167 174H168V173H167ZM183 174H184V173H183ZM183 174H181V175H182V176L184 177V179H185V176H184ZM209 174H210V173H209ZM221 174H222V173H221ZM7 175H8V174H7ZM7 175H6V176H7ZM11 175H13V174H11ZM11 175L9 174V176H7V180H8V178H9ZM81 175H82V174H81ZM83 175H85V174H83ZM83 175H82V176H83ZM90 175H89V176H90ZM104 175H105V173L103 174V176H104ZM179 175H180V174H178V176H179ZM181 175H180V176H181ZM187 175H188V174H187ZM189 175H188V176H189ZM198 175H199V177H200V174H198ZM198 175H197L196 177H198ZM202 175H203V174H202ZM210 175H211V174H210ZM210 175H209L208 177H207V175H204V177L206 176L205 178H211V179H212V178H213L212 176H213L214 174H213L211 177H210ZM222 175H223V177H224V174H222ZM16 176H18V177L20 178L19 175H16ZM89 176H88V177H89ZM167 176H168V175H167ZM167 176L165 177V174H164V177L166 178V181L169 180V179H167ZM170 176H171V175H169V177H170ZM180 176H179L178 178L181 179ZM188 176H187V177H188ZM190 176H189L188 178H191ZM219 176H221V175H219ZM219 176H217V177H219ZM231 176H232V175H230V176L227 175V177L230 178V180H232L231 182H235L237 179L234 181L233 179H235V178H234V177L231 178ZM13 177H14V175H13ZM13 177H10V178H9L10 181L12 180L11 182L14 181L13 183H14L15 187H13V188H16V186H17V188H19V187H23L24 185H25V187H23V189L28 187V185L24 184L25 182H22V179H21V180L19 179V180L21 181V182H19V181H18V177H15V178H16V182H19V183H21V184L23 183V184H22V185H20V184H19V185H16L17 183L15 182V179H13ZM88 177H87V178H88ZM91 177L88 178V179H89V180H92L91 182H93V181H94V182H93V183H91L90 181L87 182V181H88V179H87V181H86V182H87L86 185H87V184H88V185L85 186L84 193H86L87 191H90V190H91V191H94V190H95L94 192H96V190L99 189V188H97L96 186H99V184L102 183V182H99V180H96V181L93 180ZM93 177H94V176H93ZM156 177H155V178H156ZM164 177H163V179H162V184H163V185L161 184L163 187L165 186L164 183L166 182V181L164 180ZM169 177H168V178H169ZM171 177H172V176H171ZM183 177H182V178H183ZM215 177H216V176H215ZM215 177H214V178H215ZM223 177H222V178H223ZM94 178H95V177H94ZM153 178H154V177H153ZM155 178H154V179H155ZM159 178H158V179H159ZM161 178H162V177H161ZM175 178H176V177H175ZM175 178H174V180H175ZM178 178H177V179H178ZM200 178L202 179L203 176L200 177ZM220 178H221V177H220ZM220 178H219V180H220ZM224 178H225V177H224ZM150 179H151V178H150ZM158 179H157V180H158ZM170 179H171V178H170ZM184 179H183V180H184ZM194 179H195V178H194ZM194 179H191V181L194 180ZM211 179H209V180H211ZM225 179H226V181L228 182L229 179H227V178H225ZM7 180H6V181H7ZM9 180H8L7 182H9ZM155 180H156V179H155ZM155 180H154V182H156ZM160 180H161V179H160ZM160 180H159V182H158V181H157V182H158V183H161ZM163 180H164V183H163ZM172 180H173V177H172V179L170 180V183H172ZM178 180H179V179H178ZM185 180H186V179H185ZM196 180H197V178H196ZM196 180H194V183H195V182L197 183ZM202 180H203V179H202ZM204 180H205V179H204ZM215 180L218 181V179H215ZM215 180H214V181H215ZM97 181H98V182H97ZM151 181H153V179H152ZM180 181L183 182L182 179H181ZM186 181H188L187 183H188V185H189V181H190V180H186ZM198 181H199V179H198ZM205 181H207L208 183L210 182V181H208L207 179H206ZM211 181H213V180H211ZM222 181H223V180H222ZM222 181L220 180L219 182H222ZM224 181H225V180H224ZM226 181H225V182H226ZM238 181H239V180H237V182H236L235 184H237ZM11 182H10V184H11ZM84 182H85V181H84ZM96 182H97V183H96ZM168 182H169V181H168ZM168 182H167V185H168ZM178 182H179V181H178ZM184 182H185V181H184ZM199 182H200V181H199ZM199 182H198V183H199ZM207 182H206V184H205L204 182H202V183L205 185V187H206V186H209V185L213 186V182H211L212 184H209V185L207 184ZM219 182H217V184L214 183V184H215V185H214V186H215V189H216V187H217V185H218ZM225 182H224L225 185L222 184V183H219V184L222 185L223 190H226V191H228V192H226V191L223 192L222 189L220 190V188H221V186H220V188H219V187L217 188V189L220 190V191H219L220 193L218 192V193H219V195H218V194H216V193H217L216 190H213L212 187H211L212 191L215 192V193H213V194H216V195H213L214 197H215V196L218 197V196H221V195L225 197V196H227L229 193H230V194L234 193V192H232V188H231V186H233L234 184H233V183L230 184V183H229L230 181H229L228 183L231 185V186H230V185H227L228 183H225ZM13 183H12V184H13ZM95 183H96L97 185H96ZM158 183H157V184H158ZM174 183H175V182H173V183L170 184V185H174ZM176 183H177V181H176ZM196 183H195V186H196ZM202 183H200V184H201V186L204 188V186L202 185ZM12 184H11V186H12ZM84 184H85V183H84ZM89 184H90V185H89ZM91 184H94V185H96V186H94V185L92 186ZM102 184H103V183H102ZM152 184H153V183H152ZM152 184H151V187H152ZM154 184H155V183H154ZM157 184H156V185H157ZM184 184H186V183H183V185H184ZM232 184H233V185H232ZM238 184H240V181H239ZM14 185H13V186H14ZM103 185H104V184H103ZM156 185H155V186H156ZM158 185H159V184H158ZM181 185H182V184H181ZM181 185L178 184V186H181ZM183 185H182V186H183ZM188 185H186V186L188 187ZM223 185H224V186H223ZM226 185H227V186H226ZM26 186H27V187H26ZM89 186H90V187L92 186V187H93V190H92V188L90 189ZM100 186H101V185H100ZM100 186H99V187H100ZM153 186H154V185H153ZM162 186H161V187H162ZM178 186H177V187H178ZM182 186H181V187H182ZM195 186H194V187H195ZM225 186H226V188H225ZM228 186H229V188L231 189V192H232V193L230 192ZM235 186H236V185H235ZM235 186L233 187V190H234V191H235V188H236V189L241 188V190H242V191H241V190L239 189V190L237 191V192H239V191H240V192L236 195V198H237L241 193H242V195L244 196V193H243V192H246V191H245L244 189H242L243 186H242V185H241V186L238 185V186H240V187H238V186L235 187ZM88 187H89V188H88ZM95 187H96L97 189H96ZM102 187H103V186H101V189H102ZM104 187H105V186H104ZM104 187H103V188H104ZM156 187H157V186H156ZM156 187H153V188H156ZM161 187H160V188H161ZM163 187L160 189L159 186H158V190L160 191V190L166 188V187H165V188H163ZM175 187H176V185H175ZM177 187H176V189H177ZM181 187H178V190H180ZM183 187H184V188H183ZM183 187H182L183 189H181V190H186V189H185V185H184ZM187 187H186V188H187ZM245 187L247 188L248 186H244V188H245ZM10 188H12V187H10ZM86 188H88L89 190H88V189L86 190ZM200 188H201V187H199V189H200ZM213 188H214V187H213ZM224 188H225V189H224ZM246 188H245V189H246ZM248 188H250V189L252 190L251 187H248ZM19 189H20L19 192H21V188H19ZM23 189H22L23 192H24V191H26V192L29 191V189H28V190H27V189L23 190ZM197 189H198V188H196V191H197ZM204 189H205V188H204ZM207 189H208V187H207L205 190L207 191ZM209 189H210V188H209ZM227 189H228V190H227ZM13 190H14V189H12V191H13ZM15 190H16V189H15ZM102 190L104 191V189H102ZM102 190H100V191L98 190V191L101 193ZM156 190H157V189H156ZM201 190H202V188L200 189V191H201ZM247 190H248V189H247ZM253 190H254V189H253ZM91 191H90V193H91ZM98 191H97V193H96L97 195L99 194ZM103 191H102V192H103ZM162 191H163V190H162ZM186 191H188V192H186ZM186 191H185L186 194H188V193L191 191V189L186 190ZM208 191H209V190H208ZM208 191L206 192L207 195L210 194V193H209L210 191H209V192H208ZM254 191H255V190H254ZM13 192H14V191H13ZM175 192H176V191H175ZM177 192L179 193L180 191H177ZM185 192L183 191V193H185ZM202 192L204 193L205 191H202ZM221 192H223V193L221 194ZM225 192H226V194H224ZM248 192H249V190L247 191V193H248ZM252 192H253V191H252ZM252 192H250V194H251ZM28 193H29V192H28ZM31 193H32V192L30 191V194H29V195H31ZM84 193H83V194H84ZM159 193H160V192H159ZM161 193H163V192H161ZM161 193H160V195H162ZM180 193H181V192H180ZM180 193H179V194H180ZM183 193H181V194H183ZM190 193H194V191L192 190ZM206 193L204 194L205 196H206ZM208 193H209V194H208ZM211 193H212V192H211ZM253 193L255 194V192H253ZM14 194H15V193H14ZM14 194H13L12 196H14V198H16V199H13V200L20 199V198L16 197V196L19 195V193H17L18 195L16 194V196H15ZM20 194H21V193H20ZM87 194H88V192H87L85 195H80V196H83V197L85 196V197H86ZM92 194H93V193H92ZM92 194H90V195H92ZM96 194H95V195H96ZM104 194H105V193H104ZM195 194H196V192H195ZM220 194H221V195H220ZM248 194H249V193H248ZM248 194H247V196H249ZM254 194H253V195H254ZM257 194H258V192H257ZM259 194H260V193H259ZM24 195H25V194H24ZM24 195H23V194H22V196L19 195V197L22 198ZM26 195H27V194H26ZM29 195H27V196H25V197L28 198ZM33 195H34V193H32L31 198L29 197V198L32 199V200H33V197H32ZM35 195H36V194H35ZM88 195H89V194H88ZM95 195H92V196H93V198H95L96 201H97L98 199H100V197H101L102 194H101V195L99 194L100 196H97V195H96L97 197H94ZM105 195H106V194H105ZM190 195H191V194H190ZM192 195H193V194H192ZM201 195H202V194H201ZM201 195H200V196H201ZM217 195H218V196H217ZM251 195H252V194H251ZM251 195H250V196H251ZM37 196H38V195L35 196L34 200L36 199ZM163 196H164V193H163ZM181 196H182V195H181ZM183 196H184V195H183ZM183 196H182V197H183ZM186 196H188V195H186ZM186 196H184V197H186ZM209 196H212V194H210ZM222 196H221V198H222ZM233 196H235V195L233 194ZM233 196L230 195V197H229V196H227V197L230 198V200H231V197H232V199H233ZM247 196L245 195V199L248 198ZM254 196H255V195H254ZM254 196H252V198H253ZM260 196H261V197H260V199H261L262 196H264V194L262 195V193H261ZM25 197H24V198H25ZM85 197H84V198L81 197V198H82V199H85ZM88 197H90V196H88ZM98 197H99V198H98ZM102 197H103V196H102ZM104 197H105V196H104ZM104 197H103V198H104ZM182 197H181V198H182ZM207 197H208V196H207ZM214 197H213V199L216 198V197H215V198H214ZM224 197H223V198H224ZM257 197H259V196L257 195ZM257 197L255 196V198L258 199V201H259L260 199L257 198ZM24 198H22V199L24 200ZM27 198H25V199L27 200ZM29 198H28V201L30 200ZM103 198L100 199V202L103 200ZM190 198H191V197H190ZM190 198H189V201H191ZM192 198H194V197L192 196ZM196 198H198V196H197V197L195 196V199H196ZM199 198H200V200H201V198H203L202 200L206 201V203H207V200H206V198H205L204 196H203V197L201 196V197H199ZM199 198H198V199H199ZM208 198H209V200H210L211 197H208ZM208 198H207V199H208ZM218 198H220V197H218ZM218 198H216L215 200H218ZM223 198H222V199H223ZM225 198H226V197H225ZM225 198H224V201H225L226 203H228V202H227V199H228V198H227V199H225ZM236 198H235V199H236ZM240 198H241V196H240ZM22 199H21V200H22ZM86 199H88V198H86ZM90 199H91V198H89V200H90ZM95 199H91V200H95ZM183 199H184V198H183ZM195 199H194V202L191 201L190 203L193 202V204H194V203L196 202L195 204H197L198 201H197V199H196V201H195ZM235 199H233V201H235V204H237V202H240V203H238L237 205L240 204V207H241V203H242V202H241L240 200H242V199H240V200L237 201V202H236ZM243 199H244V198H243ZM250 199H251V197H249V199H247V201L249 202ZM263 199H264V198H263ZM21 200H19L20 203L23 201V200H22V201H21ZM32 200H30V201H32ZM34 200H33V201H34ZM89 200H88V201H89ZM181 200H182V199H181ZM187 200H188V198H187ZM202 200H201L200 202H201V204H204V202L202 203ZM209 200H208V202H209ZM219 200H221V199H219ZM230 200H229V202H230ZM237 200H238V199H237ZM252 200H253V199H251L250 202H252ZM28 201H26V203H21V204H22V205L26 204L27 207H28V206H29L28 204H30V202L27 204ZM88 201H87V202H88ZM96 201H95V203H96ZM184 201H186V199H185ZM189 201H188V202H189ZM222 201H223V200H222ZM224 201H223V202H224ZM242 201L244 202L245 200H242ZM256 201H257V200H256ZM261 201H262V200H261ZM13 202H14V201H13ZM15 202L17 203L18 200L15 201ZM15 202H14V203H15ZM24 202H25V200H24ZM83 202L86 203V201H83ZM90 202H91V203H90ZM92 202H93V201H89L88 204L90 203L91 206H92V204H93V206H95L96 204L98 205V204L100 203V202L98 201L99 203L97 202V203L94 205V202H93V203H92ZM102 202H103V201H102ZM102 202H101V203H102ZM181 202H183V201H181ZM210 202H211V201H210ZM210 202H209V203H210ZM216 202L218 203V201H216ZM216 202H215V203H216ZM219 202L222 203L221 201H219ZM225 202H224L223 204H226ZM245 202H246V201H245ZM250 202H249V203H250ZM253 202H254V201H253ZM262 202H263V201H262ZM262 202L259 201L258 203H262ZM14 203H13V205H14ZM20 203H18V204H16V205L19 206ZM32 203H33V202H32ZM81 203H82V201H81ZM185 203H187V202H185ZM190 203H189V205H192V204H190ZM212 203H214L213 200H212ZM217 203H216L215 205H213V206L218 207V208H219V207H222V206H221L222 204H221L220 206H218L220 203H219L218 205H217ZM231 203H233L232 200H231ZM254 203H256V202H254ZM254 203H252V204H253V207H254ZM258 203H257V206L259 205ZM263 203H264V202H263ZM88 204H86V205H88ZM90 204H89V205H90ZM207 204H208V203H207ZM235 204H234V206H232V207H235V209H236ZM16 205H15V206H16ZM22 205H21V206H22ZM26 205H25V208H26ZM83 205H85V204H83ZM97 205H96V206H97ZM187 205H188V203H187ZM199 205H200V204H199ZM229 205H231V204H229ZM229 205H225V207H226V206L229 207ZM262 205H263V204H261V206H262ZM21 206H20V208H24V206H23V207H21ZM193 206H194V205H193ZM195 206H196V205H195ZM207 206H208V205H207ZM210 206H211V205H210ZM213 206H212V207H213ZM257 206L255 205V207H257ZM261 206L259 205V207H261ZM263 206H264V205H263ZM13 207H14V206H13ZM16 207H17V206H16ZM29 207H30V208H33V206H32V207L29 206ZM197 207H198V206H197ZM199 207H201V206H199ZM208 207H209V206H208ZM208 207H206V208L209 210V208H211V207H209V208H208ZM215 207H214V208H215ZM223 207H224V206H223ZM225 207H224V208H225ZM232 207L229 208L228 211H229L230 209H232V211H233V208H232ZM238 207H239V206H237V208H238ZM255 207L253 208L254 211L257 210V209H255ZM259 207H257V208L260 209ZM18 208H19V207H18ZM18 208H16L17 211H16V209H14V208H11V210H12V211L15 210V211H13V212H16V213H17V212L20 210V209H18ZM25 208H24V212H25ZM88 208H89V207H88ZM92 208H94V207H92ZM92 208H90V209H92ZM193 208H194V207H193ZM218 208H217V209H218ZM194 209H196V208H194ZM194 209H193V212H195L196 210L198 211L199 208L196 209L195 211H194ZM207 209L204 208V211H208ZM226 209H227V208H225L224 210H226ZM235 209H234V210H235ZM21 210L23 211V209H21ZM26 210H28V212H30V211H29V210H30L29 208L26 209ZM31 210H32V209H31ZM199 210H200V209H199ZM213 210H214V209L212 208V211H213ZM215 210H216V209H215ZM220 210H221V209H220ZM220 210H216V211H220ZM222 210H223V209H222ZM262 210H264V208H263ZM91 211L93 212L94 210H91ZM210 211H211V210H210ZM216 211H213V212H211V213H215ZM228 211L226 210L225 213H224V211H223L222 214H225V215H226V214L228 213ZM19 212H20V211H19ZM19 212H18V214H19ZM24 212H22V214L25 215V213H26L27 211H26L25 213H24ZM201 212H203V210H201ZM255 212H256V211H255ZM257 212H258V211H257ZM93 213H94V212H93ZM199 213H200V212H199ZM199 213L197 212V214H198V215H197V220H198L199 218L205 220V218H203L204 215L200 217V216H199ZM203 213H204V212H203ZM218 213H219V212H218ZM220 213H221V212H220ZM261 213H262V216H264L263 212H261ZM90 214H91V212H90ZM195 214H196V213H195ZM200 214L202 215V213H200ZM207 214H208V212H207ZM209 214H210V213H209ZM216 214H217V213H216ZM216 214H215V215H216ZM222 214H221V216H222ZM228 214H229V216H227V217H230V218H231V216H230L231 213L229 212ZM255 214H256V213H255ZM192 215H193V214H192ZM211 215H212V214H211ZM217 215H218V214H217ZM198 216H199V218H198ZM208 216H210V215H208ZM213 216H214V215H212L211 218H213ZM218 216H220V215H218ZM195 217H196V216H195ZM195 217L193 216L194 220L196 219ZM205 217H206V213H205ZM214 217L216 218V216H214ZM260 217H261V216H260ZM96 218H97V217H96ZM211 218H210V222L212 221ZM222 218H223V219L225 218V219H227V221H230V219L228 220V218H226V216H223ZM100 219L102 220L101 217H100ZM100 219H99V220H100ZM118 219H119V217H118ZM118 219H117L116 221H118ZM206 219H207V218H206ZM208 219H209V217H208ZM208 219H207V220H208ZM217 219H219V218L217 217ZM220 219H221V217H220ZM262 219L264 220V217H263ZM207 220H206V221H207ZM213 220L216 221V219H213ZM206 221H204L205 224H206ZM214 221H213V222H214ZM221 221H223V220L221 219ZM227 221H225V223H226ZM196 222H197V221H196ZM196 222H195V224H196ZM198 222L201 223V222H200V219L198 220ZM202 222H203V220H202ZM217 222H220V221H217ZM118 223H119V222H118ZM208 223H209V222H208ZM210 224H212V223H210ZM217 224H218V223H217ZM217 224H216V226H214V228H215L216 230H217L216 227H219V226H217ZM220 224H221V222H220ZM193 225H194V224H193ZM201 225L204 226V229H205V228H206V229L208 228V227H205V225L202 224V223H201L199 226H201ZM212 225H215V223H213ZM212 225H210V226H212ZM223 225H224V224H223ZM228 225H229V224H228ZM257 225H258V224H256V226H257ZM197 226H198V225L196 224V227H197ZM203 226H202V227H203ZM208 226H209V224H208ZM220 226H221V225H220ZM224 226H225V225H224ZM196 227H194L193 230H194ZM202 227H200V228H201V230L203 231V228H202ZM221 227H222V226H221ZM225 227L228 228L229 226H228V227L225 226ZM257 227H258V226H257ZM260 227H261V224H260ZM200 228H198V229H200ZM209 228H210L211 231L214 232V230H212L213 227H212V228L209 227ZM226 228H225V229H226ZM262 228H263V227H261V229H262ZM219 229H220V227H219ZM219 229H218V230H219ZM222 229H223V231H225V230H224V227H222ZM261 229H260V230H261ZM208 230H209V229H208ZM210 230H209V233H211ZM216 230H215V231H216ZM218 230H217V231H218ZM217 231H216V234H214V233L212 232V236H213V234L216 236L217 233L219 232V231H218V232H217ZM220 231H221V230H220ZM262 231H263V230H262ZM190 232H191V231H190ZM257 232H258V231H257ZM263 232H264V231H263ZM191 233H192V232H191ZM222 233H223V232H222ZM224 233H225V232H224ZM224 233H223V235H225ZM250 234H251V233H250ZM250 234H248V235H250ZM260 234H261V235H264V233H260ZM260 234H259V233L256 234V237H255L256 240H257V239H258V240H260V239H264V238H263L264 236L260 238V236H261ZM171 235H172V234H171ZM171 235H170V236H171ZM176 235H177V237H179L178 234H176ZM176 235H175V236H176ZM218 235H219V234H218ZM218 235H217V236H218ZM226 235H227V234H226ZM235 235H236V234H235ZM241 235H243V234H241ZM254 235H255V234H254ZM257 235H258V236L260 235L259 238L257 237ZM219 236H222V235L220 234ZM230 236H231V235H230ZM230 236L227 235L226 237L229 238ZM233 236H234V234H233ZM237 236H240V233H239ZM237 236H235V238H236ZM171 237H172V236H171ZM171 237H170V238H171ZM177 237H175L176 240H177ZM182 237L184 238V236H182ZM222 237H223V236H222ZM246 237H247V236H246ZM249 237H250V236H249ZM249 237H248V239H249ZM173 238H174V237H173ZM175 238H174V241H176ZM180 238H181V237H180ZM212 238H214V237H212ZM215 238H216V237H215ZM223 238H225V236H224ZM238 238H239V237H238ZM238 238H237V240H238ZM252 238H254V237H253V233H252L250 239L253 240ZM184 239H186V238H184ZM221 239H222V238H221ZM231 239L234 240V239L232 238V236H231ZM240 239L243 240V237L240 236ZM244 239H247V238H244ZM255 239H254L253 241H255ZM190 240H191V239H190ZM190 240H189V242H190ZM211 240H212V239H210L209 241L211 242ZM217 240H220V239L218 238ZM225 240H226V239H225ZM227 240H228V242H227ZM227 240L224 241V242H226V244L228 243V245H231V244L233 245V242L236 241V240H234V241L232 242V240H231L230 243H229L230 238L227 239ZM251 240H249V241H247V240H243V241H245V242L247 241V242L250 243ZM172 241H173V240H172ZM178 241H179V238H178ZM185 241H186V240H185ZM192 241H194V240H191V243H192ZM195 241H197V240L195 239ZM214 241H216V240H213V243H214ZM222 241H223V240H222ZM181 242H182V241H181ZM189 242H188V243H189ZM219 242H221V241H219ZM231 242H232V243H231ZM247 242H246V243H247ZM176 243H178V242H176ZM179 243H180V241H179ZM182 243H183V242H182ZM196 243L199 244L198 242H196ZM196 243H195V244H196ZM207 243H209V242L207 241ZM213 243H209V244L211 245V244H213ZM237 243H238V241H237ZM249 243H248V244H249ZM251 243L254 245L255 242H254V243L251 242ZM251 243H250V244H251ZM184 244H185V243H184ZM184 244H183V245H184ZM195 244H194V245H195ZM197 244H196V246H193L192 248H194V247H195V248L198 247V248H196V249H200L199 245H197ZM220 244H221V243H220ZM220 244L217 245V246H220ZM226 244L224 243V246H227ZM234 244H235V242H234ZM238 244L240 245V241H239ZM241 244L244 245V247L247 245V244L245 245L243 242H242ZM255 244H256V243H255ZM183 245H181V243H180V246L177 244V247L180 248L179 252H181V254L183 253V251H186V250H185L186 247H184V248H183L184 250L181 251V248H182L181 246H183ZM204 245H206V244L204 243ZM214 245H216V243H214L213 246H214ZM221 245H222V244H221ZM239 245H238V246H239ZM185 246H186V244H185ZM191 246H192V245H191ZM202 246H203V244H202ZM202 246H201V247H202ZM213 246H209V247L207 246V247H208V249L210 248V251H212L211 247H213ZM224 246H223V247H224ZM250 246H251V245H250ZM187 247H188V246H187ZM205 247H206V246H205ZM215 247H216V246H215ZM220 247H222V246H220ZM220 247H217V249H219ZM223 247L221 248V249H222L221 252H224V254H225V252L227 253V251H230V248H231L230 246H228L229 248L226 247V248H227V249H226L227 251H224L225 249H224ZM232 247H233V246H232ZM235 247H237V246L235 245ZM247 247H248V246H247ZM247 247H246V249H247ZM251 247H252V246H251ZM254 247H256V246H254ZM254 247H252V248H254ZM189 248H190V245H189V247L187 248V250H188ZM233 248H234V247H233ZM233 248H231V251H232ZM252 248L249 247L248 249H251V251H252ZM208 249H206V250L208 251ZM213 249L215 250V248H213ZM217 249H216V250H217ZM221 249H220V250H221ZM223 249H224V250H223ZM235 249H236V248H235ZM235 249L233 250L232 255H233V253L236 251ZM103 250H104V249H103ZM189 250H191V248H190ZM201 250H205V249L202 248ZM201 250H194V251H196V252H194V255H193V256L195 257V255H196L195 253H199V252L203 253V251H201ZM220 250H217L214 254H216V253L218 252V255H220V254H221V253H219ZM254 250H257V249L254 248ZM99 251H100V250H99ZM99 251H98V252H99ZM104 251H105V254H106L107 251H106V250H104ZM104 251H102V252H104ZM191 251H192V253H193V250H191ZM207 251H206V252H207ZM179 252H178V255L180 254ZM204 252H205V251H204ZM206 252H205V253H206ZM208 252H209V251H208ZM208 252H207V254H208L209 256H211V255L213 254V253H212V254H209L210 252H209V253H208ZM213 252H214V251H213ZM186 253H187V251L185 252V255H188V253H187V254H186ZM192 253H191V254H192ZM100 254L104 255V253H101V251H100ZM107 254H108V253H107ZM181 254H180V255H181ZM183 254H184V253H183ZM183 254H182V258H184V256H185V255L183 256ZM189 254H190V253H189ZM222 254H223V253H222ZM227 254H228V256H230L229 253H227ZM227 254H226V256H227ZM234 254H235V253H234ZM102 255H101V256H102ZM180 255H179V256H180ZM197 255H200V253L197 254ZM201 255H202V254H201ZM201 255H200V256H201ZM204 255H205V254H204ZM204 255L200 257V261L202 262L201 264H203V262H205V261H203V259H202V258L204 257ZM216 255H217V254H216ZM218 255H217V256H218ZM232 255H231V256H232ZM91 256H92V255H91ZM107 256H108V255H107ZM190 256H191V258H192V255H190ZM190 256H187L186 258H188V257H190ZM205 256H206V257H209V256H207V255H205ZM217 256H215V257H216V258L220 257V256H218V257H217ZM226 256L223 255V258L226 257ZM228 256H227V258H228ZM231 256H230V257H231ZM96 257H97V255H96ZM96 257H95V258H96ZM177 257H178V256H176V258H177ZM197 257H198V256H196L195 259H196ZM206 257H205V258H206ZM212 257H214V256H212ZM212 257H210V258H212ZM215 257H214V258H215ZM230 257H229L228 261H227L226 259L224 260L222 257H220V258H222V261L224 260V263L227 264L229 261H230V263H231ZM98 258H99V261H100V255H99V257H97V259H98ZM101 258H102V257H101ZM105 258H106V256H105ZM107 258H109L108 261H110V257L108 256ZM107 258H106V259H107ZM178 258H179V257H178ZM178 258H177V259H178ZM182 258H181V260H180L181 262H183V261H182ZM90 259H91V257H90ZM97 259H96V261H98ZM103 259H104V256H103ZM106 259H104V260H106ZM195 259H194V260H195ZM201 259H202V260H201ZM206 259H207V258H206ZM208 259H209V258H208ZM91 260H92V259H91ZM91 260H90V261H91ZM101 260H102V259H101ZM191 260H192V261H190V260L187 259V261L190 262V263L188 262V264H191V262L194 263V262L197 261L198 259L195 260V261H193V258H192ZM210 260H211V259H210ZM212 260H213V258H212ZM108 261H107V262H108ZM178 261H179V260H178ZM184 261H185V260H184ZM200 261L197 262V263H200ZM213 261H214V260H213ZM219 261H221V260H219ZM226 261H227V263H226ZM88 262H89V261H88ZM93 262H94V260H93ZM103 262H104V261H102V263H103ZM107 262H106V263H107ZM208 262H210V261L207 260V263H208ZM214 262H215V261H214ZM214 262H212V263L215 264ZM232 262H233V261H232ZM104 263H105V262H104ZM108 263H109V262H108ZM108 263H107V264H108ZM184 263H185V262H184ZM197 263H196V264H197ZM212 263H211V264H212ZM217 263H218V261H217ZM224 263H223V264H224ZM230 263H228V264H230ZM91 264H92V262H91ZM94 264H95V262H94ZM194 264H195V263H194ZM205 264H206V263H205ZM219 264H221V262H220Z\"/></svg>",
	"mask_w": 264,
	"mask_h": 264
}]
</instances>
